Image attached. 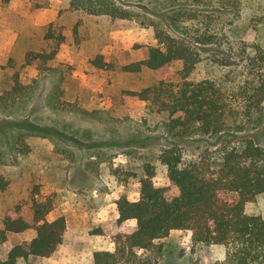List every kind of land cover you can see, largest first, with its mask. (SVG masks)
Instances as JSON below:
<instances>
[{
    "label": "rangeland",
    "instance_id": "obj_1",
    "mask_svg": "<svg viewBox=\"0 0 264 264\" xmlns=\"http://www.w3.org/2000/svg\"><path fill=\"white\" fill-rule=\"evenodd\" d=\"M70 1L0 0V95L12 87L15 75L30 91L0 112V118L27 121L28 128L46 134L21 137L23 144L14 148L0 142V228L18 206L28 213L33 200L51 203L47 220L64 216L67 226L51 257H29L35 264H90L94 252L112 250L110 237L91 233L114 222L122 196L138 200L136 182L146 164L155 171L156 185L170 184L158 160L169 141L160 115L127 97L129 91L153 85L158 75L122 70L142 60L147 46L156 45L151 21L169 31L165 15L188 8L198 16L186 23L193 29L208 19L212 29H222L223 41L264 47V0H175L180 5L114 0L140 14L119 30L106 17L75 10ZM32 52H53L54 58L31 61ZM99 55L106 62L102 69L91 63ZM257 133L254 138L264 143V128ZM12 134L16 140L17 132ZM195 147L188 153H198ZM245 212L264 218V193ZM34 236L33 230L9 233L0 245V261L14 245ZM157 242L164 253L155 264H202L224 256L221 247L195 243L190 231L172 230Z\"/></svg>",
    "mask_w": 264,
    "mask_h": 264
},
{
    "label": "trees",
    "instance_id": "obj_2",
    "mask_svg": "<svg viewBox=\"0 0 264 264\" xmlns=\"http://www.w3.org/2000/svg\"><path fill=\"white\" fill-rule=\"evenodd\" d=\"M70 2L75 10L108 18L115 30L140 17L114 0ZM165 18L171 30L151 21L156 45L147 46L142 60L122 70L146 69L158 75L153 85L129 91L127 97L145 102L150 114L160 115L169 141L158 160L170 184L156 185L155 171L146 164L136 182L138 200L122 196L114 222L92 231L110 237L113 248L94 252L90 264H155L164 253L157 241L172 230L190 231L195 243L224 250L222 259L202 264H264V218L245 212L246 205L264 193V143L254 138L264 128V47L223 41L222 29H212L208 19L193 29L186 23L198 16L188 8ZM53 58V52L28 55L43 63ZM91 63L99 69L106 64L100 55ZM200 69L207 74L201 75ZM29 92L15 75L12 87L0 95V112ZM27 125L0 118V142L14 148L23 144L21 137L46 135ZM12 132H17L16 140ZM193 145L199 152L189 154ZM52 209L51 203L33 200L28 213L18 206L4 217L0 245L9 233L33 230L35 236L10 248L0 264H18L19 259L35 264L29 257L49 258L56 252L67 226L64 216L47 220Z\"/></svg>",
    "mask_w": 264,
    "mask_h": 264
}]
</instances>
